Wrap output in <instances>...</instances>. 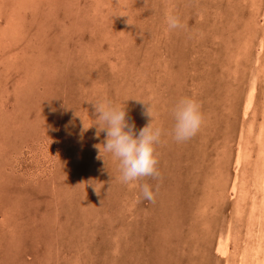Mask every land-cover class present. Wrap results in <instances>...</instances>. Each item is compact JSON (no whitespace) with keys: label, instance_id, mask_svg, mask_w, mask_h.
I'll return each instance as SVG.
<instances>
[{"label":"rangeland","instance_id":"1","mask_svg":"<svg viewBox=\"0 0 264 264\" xmlns=\"http://www.w3.org/2000/svg\"><path fill=\"white\" fill-rule=\"evenodd\" d=\"M185 96L203 122L177 141ZM100 97L137 131L150 104L157 176L97 158L105 133L78 115ZM262 123L264 0H0V264H264Z\"/></svg>","mask_w":264,"mask_h":264},{"label":"clouds","instance_id":"2","mask_svg":"<svg viewBox=\"0 0 264 264\" xmlns=\"http://www.w3.org/2000/svg\"><path fill=\"white\" fill-rule=\"evenodd\" d=\"M165 20L169 30L183 27L178 14L167 13ZM128 22L131 23L130 18ZM86 101L94 107L92 116L95 122L91 126H86L83 117L78 115L83 124L81 135L93 125L97 128V136L101 132L105 133L104 141L94 145L98 149L97 158L105 160V153H110L118 161L120 179L125 183L135 182L142 177L157 176L156 147L160 142L163 130L154 123L155 116L150 104L148 103L149 106L145 112V115L150 117L149 122L137 131L135 122L128 115L127 102L122 105L107 97ZM173 113L175 122L171 131L175 140H187L200 129L203 113L200 103L196 99L187 96L180 98L174 106ZM95 190L99 193L96 186ZM142 193L144 198L154 199L153 188L150 184L142 185Z\"/></svg>","mask_w":264,"mask_h":264},{"label":"bare ground","instance_id":"3","mask_svg":"<svg viewBox=\"0 0 264 264\" xmlns=\"http://www.w3.org/2000/svg\"><path fill=\"white\" fill-rule=\"evenodd\" d=\"M259 60V59H258ZM253 76H255L254 75V73H253ZM253 76H252V79H253ZM256 87H257V84H256V80H254L253 82H252V85H251V89H250V91H249V93H248V97H247V101H246V112H247V110L248 109H250L251 110V106L253 105V102H254V95H255V92H256ZM248 112H250V111H248ZM263 127H262V129H260L261 131H260V136H262V135H264V125H263V123L261 124ZM261 127V126H260ZM256 134H258V133H256ZM252 136V135H251ZM250 138V137H249ZM263 138V137H262ZM249 140V139H248ZM263 140H264V138H263ZM262 140V141H263ZM243 141V140H242ZM250 141V140H249ZM252 142V141H251ZM250 142V143H251ZM242 143V142H241ZM243 143H244V141H243ZM242 143V144H243ZM262 142H259V146H260V144H261ZM226 148V147H225ZM242 148V147H241ZM245 148V147H244ZM262 151L261 152H263V154H264V144H263V146H262ZM247 153V152H246ZM244 156V154L242 153V152H239V155H238V163L239 164H241V160H242V157ZM264 156V155H263ZM260 159H262V158H260ZM260 168V167H259ZM264 171V170H263ZM245 175H246V173H244ZM253 174V173H252ZM258 174V173H257ZM239 176V175H238ZM258 178H259V181H260V188H262L263 190H264V173L263 174H261L260 176H258ZM240 179V177L238 178V180ZM255 180V179H254ZM248 181V180H247ZM256 181V180H255ZM258 181V182H259ZM234 183V182H233ZM240 184V183H239ZM243 185V184H242ZM240 188H242V187H240ZM243 189V188H242ZM259 191V190H258ZM259 194H260V191H259ZM256 197V196H255ZM257 197H258V194H257ZM260 197V196H259ZM264 198V197H263ZM259 198H257L256 200H258ZM260 199H261V197H260ZM259 202V201H258ZM262 203L264 204V199L262 200ZM257 204V203H256ZM258 205V204H257ZM263 206V205H262ZM257 208V207H256ZM253 209V208H252ZM254 210V209H253ZM256 210V209H255ZM260 217V216H259ZM257 223V222H256ZM230 228V227H229ZM259 228H260V226H259ZM224 230V229H223ZM252 231V230H251ZM264 232V231H263ZM219 234V233H218ZM221 234V233H220ZM224 234V233H223ZM226 234V233H225ZM233 234H235V233H233ZM236 235V234H235ZM264 235V234H263ZM247 236V235H246ZM223 237H224V235H223ZM232 237H233V235H232ZM236 237V236H235ZM257 237H258V235H257ZM259 237H261V236H259ZM263 238H264V236H263ZM233 239V238H232ZM261 239V238H260ZM231 240H230V237L229 236H226V237H224V238H221V240L219 241V244H218V251L220 252V256H222V257H228L229 256V254H230V247H229V242H230ZM253 241V240H252ZM217 242V241H216ZM250 242V241H249ZM257 242V241H256ZM261 242H262V239H261ZM248 244V243H247ZM251 244V243H250ZM258 244V243H257ZM264 244V243H263ZM210 245V244H209ZM260 246V245H259ZM253 247H251V249H252ZM261 248H262V245H261ZM217 249V248H216ZM255 250V249H254ZM253 254H254V252H253ZM248 255H252V253L251 254H248ZM255 255V254H254ZM215 256V255H214ZM242 257V256H241ZM252 257V256H251ZM250 257V258H251ZM252 259V258H251ZM259 259V258H258ZM228 261V260H227ZM254 261V260H253ZM248 262H249V260H248ZM253 263V262H252ZM262 263V262H261ZM260 263V264H261ZM258 264V263H257Z\"/></svg>","mask_w":264,"mask_h":264}]
</instances>
